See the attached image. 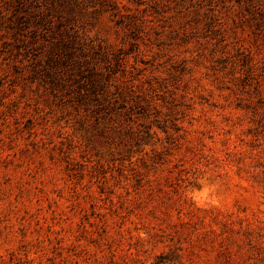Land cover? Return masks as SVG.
Segmentation results:
<instances>
[{"label": "rangeland", "instance_id": "obj_1", "mask_svg": "<svg viewBox=\"0 0 264 264\" xmlns=\"http://www.w3.org/2000/svg\"><path fill=\"white\" fill-rule=\"evenodd\" d=\"M0 264H264V0H0Z\"/></svg>", "mask_w": 264, "mask_h": 264}, {"label": "clouds", "instance_id": "obj_2", "mask_svg": "<svg viewBox=\"0 0 264 264\" xmlns=\"http://www.w3.org/2000/svg\"><path fill=\"white\" fill-rule=\"evenodd\" d=\"M207 191H208L207 189H202V188H197L196 189V193L197 194H202V198L205 201H207L209 203H212L213 205H218V201L216 199L208 200ZM190 199H192L193 203H195L197 206H201L200 198H198L197 195H191Z\"/></svg>", "mask_w": 264, "mask_h": 264}]
</instances>
